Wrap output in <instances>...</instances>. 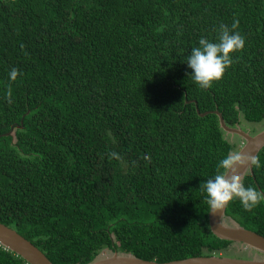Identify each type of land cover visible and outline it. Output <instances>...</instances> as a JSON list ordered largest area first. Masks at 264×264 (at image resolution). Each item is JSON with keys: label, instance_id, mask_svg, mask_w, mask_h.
Returning a JSON list of instances; mask_svg holds the SVG:
<instances>
[{"label": "trees", "instance_id": "1", "mask_svg": "<svg viewBox=\"0 0 264 264\" xmlns=\"http://www.w3.org/2000/svg\"><path fill=\"white\" fill-rule=\"evenodd\" d=\"M234 18L244 46L200 89L183 60ZM195 102L264 119V0H0V222L53 264L218 254L199 185L235 142ZM255 159L242 182L264 192ZM225 215L264 236V201ZM0 264L29 263L0 245Z\"/></svg>", "mask_w": 264, "mask_h": 264}, {"label": "water", "instance_id": "2", "mask_svg": "<svg viewBox=\"0 0 264 264\" xmlns=\"http://www.w3.org/2000/svg\"><path fill=\"white\" fill-rule=\"evenodd\" d=\"M196 111L199 115L213 112L217 115L219 126L225 134L238 135L242 145L235 152L241 154L243 163H237L236 167L241 172L242 179L247 172L252 173V160L256 158L258 151L264 146V128L250 133L242 129L239 123L229 126L220 111L217 109L200 112L195 102ZM11 130L5 134H9ZM225 207L215 213L208 211V224L211 232L218 238L239 243L255 251L256 255L249 258H232L220 254L192 256L182 259H174L165 262L145 260L130 252L109 250L108 253H98L85 264H264V236L241 226L237 221L225 215ZM0 245L15 252L29 264H53L47 256L31 241L19 234L14 228L0 222ZM259 256V258L257 257Z\"/></svg>", "mask_w": 264, "mask_h": 264}, {"label": "clouds", "instance_id": "3", "mask_svg": "<svg viewBox=\"0 0 264 264\" xmlns=\"http://www.w3.org/2000/svg\"><path fill=\"white\" fill-rule=\"evenodd\" d=\"M238 23L235 18L230 26L221 23L214 29L215 39L200 36L184 58L183 62L191 69L188 75L200 89L209 88L214 81L219 80L232 62V53L244 46V38L236 31ZM8 76L14 80L17 77V69H10ZM148 158L145 155V159ZM237 163L242 164L243 157L229 150L218 160L215 174L200 182L199 189L210 212L215 213L232 200H238L246 211L253 210L264 201V192L252 186H245L242 182ZM252 163L259 166L256 159H253Z\"/></svg>", "mask_w": 264, "mask_h": 264}, {"label": "rangeland", "instance_id": "4", "mask_svg": "<svg viewBox=\"0 0 264 264\" xmlns=\"http://www.w3.org/2000/svg\"><path fill=\"white\" fill-rule=\"evenodd\" d=\"M239 124L242 129H245L249 131L250 133H255L261 130L262 128H264V119L260 122H247L241 119V122ZM226 135L229 137L231 142H235V148L233 152H236L242 145L241 138L236 134L234 135L226 134ZM108 252L109 250H107L106 248H103L102 250H100L99 253L106 254ZM218 254H220L221 256H227V257H232V258H242V259L249 258V257L256 255L254 250L249 249L247 247L242 248L238 243L229 244L228 247L219 251ZM257 257L259 258V256Z\"/></svg>", "mask_w": 264, "mask_h": 264}, {"label": "flooded vegetation", "instance_id": "5", "mask_svg": "<svg viewBox=\"0 0 264 264\" xmlns=\"http://www.w3.org/2000/svg\"><path fill=\"white\" fill-rule=\"evenodd\" d=\"M233 243V242H232ZM239 244V243H238Z\"/></svg>", "mask_w": 264, "mask_h": 264}]
</instances>
